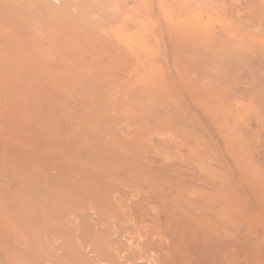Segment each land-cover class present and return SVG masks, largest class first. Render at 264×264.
Here are the masks:
<instances>
[{
	"label": "bare ground",
	"instance_id": "bare-ground-1",
	"mask_svg": "<svg viewBox=\"0 0 264 264\" xmlns=\"http://www.w3.org/2000/svg\"><path fill=\"white\" fill-rule=\"evenodd\" d=\"M125 1L0 0V264H264V0Z\"/></svg>",
	"mask_w": 264,
	"mask_h": 264
},
{
	"label": "rangeland",
	"instance_id": "rangeland-1",
	"mask_svg": "<svg viewBox=\"0 0 264 264\" xmlns=\"http://www.w3.org/2000/svg\"><path fill=\"white\" fill-rule=\"evenodd\" d=\"M27 1H29V0H27ZM115 1H119V3H117V4H119V5H121V6H123V3H124V4L126 3L125 0H123V1H122V0H114V1H113V0H109L110 6H111V7H109L110 9H109L108 6H107L109 13L112 12L113 9H114V8L112 7L111 4H112V2L114 3ZM121 2H122V4H121ZM53 3H54V2H53ZM115 3H116V2H115ZM29 4H30V3H29ZM23 5H24V4H23ZM26 6H27V5H26ZM111 8H112V9H111ZM104 9H105V8H104ZM110 10H111V11H110ZM104 11H105L106 14L108 13V12H106V10H104ZM104 11H103V12H104ZM103 12L101 13L100 16L98 15V19H100V21L102 22V23H101V26H102L103 23L108 22V21L106 20L107 18L109 19L108 14H107V18H106V16H105L106 14L104 15ZM220 13H221V12H219L218 16H219V15H220L221 17H222V16H225V15H222L223 13H222V14H220ZM103 15H104V16H103ZM101 16H103V18H105V20H104L103 18H99V17H101ZM109 16H110V14H109ZM126 16H127V17H130V16H131L133 19H134V17H135L134 14H122V15H120V16H119V19H120V20H119V23H117V22L115 23V25H118V26H117L118 29H117V27H115V26H112V28H106V30L109 29V31H108L107 33L110 34V32H111V34L109 35L110 37L107 38L108 34H106V35H107V36H105L106 39H104V37H102V40H100V41H103V40H104L106 43H107V42H111V41L113 42L112 37H111V36H113V35H112V32L114 33V31H115V35L118 34L119 36H122V34H123L124 32H128V33H129L130 30H133V27L135 26V23H134L133 21L131 22L128 18H126ZM133 16H134V17H133ZM131 17H130V18H131ZM199 17H200V16H199ZM203 18H204V19H203ZM222 18H223V17H222ZM95 19H97V16L94 17V20H95ZM98 19H97V20H98ZM102 19H103V21H102ZM197 19H198V18H197ZM205 19H206V17L203 15V17L201 16V18L198 19V22H199L200 24H203V23H204L205 25H207V23H205V21H206ZM223 19H224V18H223ZM121 20H122V21H121ZM200 20H203L204 22H203V21H200ZM109 21H111V20L109 19ZM123 21H124V22H123ZM120 22H121V23H120ZM201 22H202V23H201ZM123 23H126V24H123ZM99 24H100V23H98V24L96 25L95 29L97 28V30L100 31V29H98V28L100 27V26H98ZM105 24H107V23H105ZM120 24H121V25H120ZM122 26H123V27H122ZM110 27H111V26H110ZM104 28H105V27H104ZM101 29H103V28L101 27ZM99 31H96V32H99ZM101 31H102V30H101ZM103 31H104V29H103ZM116 32H118V33H116ZM104 34H105V32H104ZM97 35H98V33H97ZM100 35L104 36L103 33L101 32V34L99 33L98 36L95 35V36H96V37H95L96 40L99 39V38H97V37H100ZM123 35H124V34H123ZM119 36H117V37H119ZM117 37H116V38H117ZM122 37H124V36H122ZM100 38H101V37H100ZM110 38H111V39H110ZM113 38H115V37H113ZM118 39H119V38H118ZM125 39H126L125 37H124V38H121V37H120V42L123 41V43H124V42H125ZM100 41H99V42H100ZM118 41H119V40H118ZM120 42H118V43H120ZM121 44H122V43H121ZM82 220H84V217L82 218ZM88 220H89V219H88ZM83 222H84V221H83ZM87 222H88V221L85 220V223H87ZM85 223H82V225L85 224ZM82 225H81V226H82ZM78 228H79V227H78ZM77 233H79V234H81V235H78ZM77 233H76V236H75V237H77V235H78L77 238L81 237V238L83 239V237H85V234L82 233V230H79V232L77 231ZM83 234H84V236H82ZM81 238H79V240H78V239L76 240V239L74 238V239H75L74 241H75V244H76L78 247H80V248L84 251V249H85V246H84V245L87 243L85 240L87 239V241H88V238H87V236H86V238L84 239V241H83ZM110 240H111V238H109V239L107 240V245H108V246L110 245V242H111ZM46 241H47V239H46ZM47 242H49V241H47ZM47 242H46V243H47ZM85 242H86V243H85ZM51 243H53V242L51 241ZM51 243L49 242V243H47V244H48V246H50L51 248L54 247V248H53V250H54L53 252H55V250H57L59 247L56 248L55 243H53V245H51ZM88 243H89V242H88ZM88 243H87V244H88ZM108 243H109V244H108ZM49 244H50V245H49ZM87 244H86V246H87ZM107 245H106V246H107ZM85 255H86V259H85L84 261H86V262L89 263V261H91V260H92V257H93V260H94V261H95V260L98 261V262H96V261H95V262H96L97 264H100V261L97 260L99 257L97 258L96 255L93 256V254H88V253L85 254V253H83V256H84L83 258H85ZM81 256H82V255H81ZM81 256H80V257H81ZM95 256H96V257H95ZM94 257H95L96 259H95ZM43 258L47 259V258L45 257V255H44ZM83 258H82V259H83ZM88 260H89V261H88ZM94 261H92V262H94ZM92 262H91V263H92ZM95 262H94V264H95ZM102 262H103V261H102ZM91 263H89V264H91ZM92 264H93V263H92ZM101 264H103V263H101Z\"/></svg>",
	"mask_w": 264,
	"mask_h": 264
}]
</instances>
